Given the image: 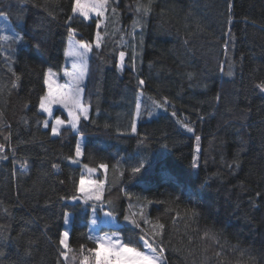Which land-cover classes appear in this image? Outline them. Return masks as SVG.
Returning <instances> with one entry per match:
<instances>
[{"label": "trees", "instance_id": "obj_1", "mask_svg": "<svg viewBox=\"0 0 264 264\" xmlns=\"http://www.w3.org/2000/svg\"><path fill=\"white\" fill-rule=\"evenodd\" d=\"M65 1L0 0V35H24L11 47L0 42V143L11 137L7 159H0V264H81L82 244L89 255L92 206L61 199L80 196L82 165L97 168L95 179L105 180L95 211L113 213L121 240L139 242L141 229L150 227L124 220L141 206L148 220L165 225L163 264H249V254L264 264V148L259 178L243 175L253 135L264 123V92L254 86L264 80V0H232L231 23L228 0H152L146 17L136 13V0H110L107 28L96 29L108 35L88 57L82 100L89 119H81L79 131L64 126L54 136L43 127L38 100L43 71L54 66L62 44ZM138 19L142 26L134 27ZM90 20L72 22L78 40H92L97 18ZM120 51L125 58L118 69ZM229 63L231 77L219 69L223 64L227 71ZM13 73L21 77L15 88ZM137 96L141 115L132 134ZM165 98L169 103L154 108L153 100ZM177 120L201 137L196 168L195 135ZM78 135L84 142L76 165L68 157ZM9 165L17 183L5 186ZM65 211L71 214L66 262L59 255ZM205 232L216 239H203Z\"/></svg>", "mask_w": 264, "mask_h": 264}, {"label": "snow or ice", "instance_id": "obj_2", "mask_svg": "<svg viewBox=\"0 0 264 264\" xmlns=\"http://www.w3.org/2000/svg\"><path fill=\"white\" fill-rule=\"evenodd\" d=\"M70 2V14L67 16L65 23L68 25V46L65 48L64 55L69 58H73L72 71L64 70L62 74V78L64 79V83L61 84L58 80L61 78L57 73L53 71L51 67L47 68L43 71V84L46 87V91L39 97L38 104L40 111L48 114V116H52V107L53 105H60L64 109L67 110V120L61 119L59 116H56L55 119L49 124L48 120H44L43 127L49 128L51 127V134L56 136L61 134V127L65 124L69 125L71 129L75 131H79L78 124L83 120L89 119V106L83 103L82 96L84 89L81 87L85 76L89 71L88 57L89 53L93 51L92 44L88 41H81L76 39L77 29L72 27V22L77 17H82L83 21H88L91 16H95L96 20V28L100 29L102 26L106 29L107 25L105 24L106 19H110L106 17V12L109 9L110 0H69ZM232 0H228L227 2V12H228V22L232 21ZM152 10V0H147L146 3L142 2V0H136V8L135 11L141 17H146ZM112 15H116V9H111ZM54 15L50 11L48 13ZM3 13L0 12V16ZM135 26H142L140 20L134 22ZM107 31L102 35L101 32H97L95 36V47L100 48L102 41L107 37ZM230 35V32H229ZM24 35L16 34L13 37L0 35V42H9V47L12 44L17 42H23ZM121 42H123V38H121ZM187 42V41H186ZM227 44L228 41H225V54L227 55ZM3 47V44H0V48ZM39 47V45H37ZM2 54V53H0ZM125 52H119V62L117 63V68L120 69L124 64ZM7 59V57H6ZM134 67V64H133ZM219 69L222 73H225L228 76H232V65L228 64V69L225 71V67L223 64H219ZM15 79L11 81V87H17V82L21 79L20 76L13 73ZM193 73H188V77L191 79ZM140 86L145 84L144 80H140L138 82ZM261 92H264V80H261L259 83L254 85ZM2 91V89H0ZM142 94V93H141ZM216 100L219 101L221 99V95L217 93ZM169 103V101L165 98L163 103H159L153 100L154 108L163 107L164 104ZM154 110V109H153ZM149 115L152 114V110H149ZM141 115V101L139 96H137V102L135 105V115L131 122L130 131L132 134L137 133V123L136 118ZM173 116L176 115L175 112L172 113ZM2 116V113H0ZM177 123L180 124L182 128H184L188 133H194V128L190 123L184 122L181 120H177ZM107 127V125H105ZM2 134V133H0ZM123 135L124 133H120ZM3 143H0V159H7V155L5 154L6 146L10 147V135L3 136ZM147 140L145 136L142 140L138 141V143H144ZM200 140L201 137L199 135H195V151L192 156V167L196 168L197 165V155L200 151ZM75 159L72 157H68V159L72 163H78L79 158L82 156V148L81 144L77 143L75 145ZM15 163V161H14ZM237 166L238 161H234ZM27 162L22 161L20 163V168L24 171L27 170ZM100 169H103L105 173H107L109 166L105 163H101L97 166ZM144 167L143 162L139 164L138 167H133L131 171L133 173H137L141 168ZM231 167V165H230ZM53 169H58L59 165L53 163ZM87 173L91 174L97 171V168L89 167L88 165H84ZM105 180L100 179H92L90 177L86 178L83 174L79 178V187L76 188V191L80 193V196L72 195L71 197H61L62 200L70 199L72 201L81 200L85 205H91L93 209V215L95 216V207L96 203H102V192L104 189ZM95 202V203H94ZM109 203H111L109 201ZM131 208V205L129 206ZM69 213L67 211L64 212V223H69ZM105 216L111 217L113 215L112 212H104ZM137 217L139 219H137ZM124 220L129 223L135 225L137 228H141V222L145 225H149L148 229H141L144 233L140 236L139 242L133 243L131 240L125 242L121 240L119 232H113L111 235H89L88 239L95 244V247L88 248L87 252L89 255L84 254L85 246L82 244L80 246L81 251V264H163L162 253L165 249L162 247L161 237L163 236V232L165 229V225L160 223L159 220L156 222H152L148 220L144 215L143 206L140 207L139 211H133L130 214H126L124 216ZM97 220L93 219L91 221L92 224H96ZM69 232L64 231L60 233L59 238V255L63 257L66 262L69 259L68 252L70 250L69 246ZM203 239H211L215 240L216 237L214 234L209 232H205L203 235ZM146 249V251H145ZM221 252H217V257L221 256ZM4 253L0 251V257H2ZM75 259V256L72 257ZM19 264H23V261H20ZM59 264V261H58ZM249 264H256V258L249 254Z\"/></svg>", "mask_w": 264, "mask_h": 264}, {"label": "rangeland", "instance_id": "obj_3", "mask_svg": "<svg viewBox=\"0 0 264 264\" xmlns=\"http://www.w3.org/2000/svg\"><path fill=\"white\" fill-rule=\"evenodd\" d=\"M64 11H65V13H64V18H63V22H64L63 28L65 29V31H63L62 40H60L62 44H61V47H60L58 53L55 56L54 66H51L53 71L55 73H57L59 75V77H61L58 80V82L61 84L64 83V79L62 78L63 71L64 70L72 71V64H73V58H69V57H66L64 55L65 48L68 46V31H67L68 25L65 23V21H66L67 16L70 14V2H69V0L64 2ZM89 21L91 22L92 20L89 19ZM96 29L97 28H96V22H95L92 40L90 41V43L92 45L95 44V36H96V33L98 32V31H96ZM76 34H77V32H76ZM82 41H84V40H82ZM52 59H53V57H52ZM86 76H85L83 83L81 85L82 88L84 87V82L86 80ZM45 91H46V87H45ZM38 108H39V105H38ZM52 112H53L52 116H48V114L43 112L46 116V120L49 121L50 125L56 116H59L61 119L67 120V110L64 109L62 106L53 105ZM81 119H83V118H81ZM64 126H69V125L65 124ZM64 126H62V127H64ZM50 129H51V127H50ZM76 139H77L76 144L80 143L82 146V144L84 142L83 137L78 135ZM252 142L253 143H252L251 149L248 152V156L244 162L245 165L243 168V175H244V178H246L247 180L253 179V178L254 179L259 178V175H260V174H258L259 173V159H260V156L262 153L261 151L264 148V123H261L257 132L254 133ZM73 159H75V154H74ZM73 164L77 165V164H81V163L78 161V163H73ZM7 170H8L7 171L8 173H5V175L3 177L2 185L6 186L9 182H11V183L16 182L17 183L16 176L13 173V166L9 165V168ZM81 171H83L82 174L86 178L90 177L92 179H95L99 175V172H100L99 170H97L96 172L89 174V173H87L86 169L84 168V165H82ZM104 212H106V211H102L99 214L98 212L95 211V216H94L93 212L91 211L92 214H91L90 220L88 222V224H89V235H93V236L105 235V234L111 235L113 232H118L116 230L118 223H116L114 217L113 216H111V217L105 216ZM93 219L97 220L96 224L91 223V221ZM70 220H71V214L69 215V223L65 224L63 222V225H65V228L63 229L62 232H64V231L69 232V228L71 226ZM102 226H106L107 228H111V229L109 231H102V230H100ZM145 251H146V249H145ZM162 258L164 261L163 255H162Z\"/></svg>", "mask_w": 264, "mask_h": 264}]
</instances>
